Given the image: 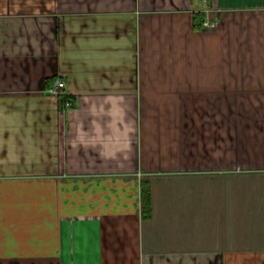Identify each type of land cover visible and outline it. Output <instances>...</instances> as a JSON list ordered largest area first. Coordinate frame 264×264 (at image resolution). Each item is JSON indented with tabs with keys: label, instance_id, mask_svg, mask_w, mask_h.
<instances>
[{
	"label": "crops",
	"instance_id": "0c3cea01",
	"mask_svg": "<svg viewBox=\"0 0 264 264\" xmlns=\"http://www.w3.org/2000/svg\"><path fill=\"white\" fill-rule=\"evenodd\" d=\"M0 264H264V0H0Z\"/></svg>",
	"mask_w": 264,
	"mask_h": 264
},
{
	"label": "built area",
	"instance_id": "2783aa9c",
	"mask_svg": "<svg viewBox=\"0 0 264 264\" xmlns=\"http://www.w3.org/2000/svg\"><path fill=\"white\" fill-rule=\"evenodd\" d=\"M214 24L205 23V27H213ZM48 94L58 98H66L69 93L67 92L66 83L62 80H57L53 86L48 89ZM74 103L71 100L65 102V108H72Z\"/></svg>",
	"mask_w": 264,
	"mask_h": 264
},
{
	"label": "trees",
	"instance_id": "16d2710c",
	"mask_svg": "<svg viewBox=\"0 0 264 264\" xmlns=\"http://www.w3.org/2000/svg\"><path fill=\"white\" fill-rule=\"evenodd\" d=\"M204 20H205L204 15L197 14L195 16L196 26L198 28H200L202 25H204L203 24ZM65 99L69 100L70 95H68ZM143 212L145 215H148L151 212V196H150L149 189H147V188L145 190H143Z\"/></svg>",
	"mask_w": 264,
	"mask_h": 264
}]
</instances>
